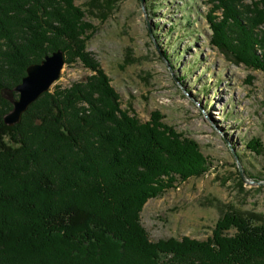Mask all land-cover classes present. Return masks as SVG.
I'll use <instances>...</instances> for the list:
<instances>
[{
	"label": "trees",
	"instance_id": "16d2710c",
	"mask_svg": "<svg viewBox=\"0 0 264 264\" xmlns=\"http://www.w3.org/2000/svg\"><path fill=\"white\" fill-rule=\"evenodd\" d=\"M209 3L210 43L264 72V0ZM84 14L75 0H0V264H264V217L233 207L207 240L151 239L144 203L204 174L209 159L156 110L142 122L120 107L84 50ZM60 48L65 63L92 73L45 91L6 124L5 90L17 97L27 66ZM248 146L258 153L262 143Z\"/></svg>",
	"mask_w": 264,
	"mask_h": 264
},
{
	"label": "rangeland",
	"instance_id": "374dc122",
	"mask_svg": "<svg viewBox=\"0 0 264 264\" xmlns=\"http://www.w3.org/2000/svg\"><path fill=\"white\" fill-rule=\"evenodd\" d=\"M75 1L91 28L84 50L108 75L120 107L142 122L156 110L209 159L204 174L144 203L140 221L151 239L207 240L232 207L264 217V183L250 182L264 180V72L234 63L210 43V0H99L101 9ZM91 73L80 60L65 63L46 91ZM5 91L11 100L19 95ZM255 138L258 153L248 146Z\"/></svg>",
	"mask_w": 264,
	"mask_h": 264
},
{
	"label": "water",
	"instance_id": "95a60500",
	"mask_svg": "<svg viewBox=\"0 0 264 264\" xmlns=\"http://www.w3.org/2000/svg\"><path fill=\"white\" fill-rule=\"evenodd\" d=\"M143 0H141L142 2ZM66 55L63 49H57L51 53H47L43 60L38 63L33 62L28 65L27 73L22 77L19 84L14 87L19 95L17 98L12 99V110L5 113L3 120L8 125H15L21 120L29 108L31 102L36 101L41 94L49 90L51 86L59 79L62 72V67L65 64ZM244 179L245 171L238 167ZM249 177V176H248ZM250 179V178H248ZM256 184L264 183V181H252Z\"/></svg>",
	"mask_w": 264,
	"mask_h": 264
}]
</instances>
